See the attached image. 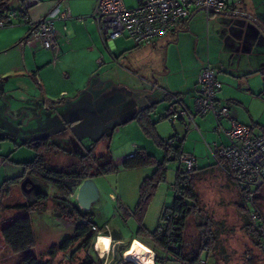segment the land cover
Instances as JSON below:
<instances>
[{
    "label": "rangeland",
    "instance_id": "374dc122",
    "mask_svg": "<svg viewBox=\"0 0 264 264\" xmlns=\"http://www.w3.org/2000/svg\"><path fill=\"white\" fill-rule=\"evenodd\" d=\"M244 1L246 0H243L238 8H241ZM261 1L264 0H259L257 4ZM123 2L128 8L137 4L136 0H123ZM251 4L250 0L245 4L249 11L257 15L264 14V3L255 7ZM9 7L13 11H18L19 0H12ZM196 10L193 9L189 14L188 30L179 32V35L174 38L175 41L173 40L174 43L160 54L151 55L142 48H133V42L126 35L112 40L110 47L114 49L113 55L117 61L96 67L97 73L110 74L118 82L127 81L130 77L134 79L135 86L145 90H147V84L144 81L152 80L151 67H157L156 78H162L171 85L190 82L193 67L206 61L208 43L212 52L219 49L224 35L229 36L230 31L235 30V25H238L240 21L238 17L218 13H210L206 16L205 10L198 12ZM134 62H139L143 69L134 65ZM170 66L173 68L172 73H166ZM4 79H0V82ZM17 79L12 78L6 84L1 83L6 88L12 89L0 95L1 159L12 161L14 166L18 165L14 161L33 160L35 152L22 145L32 139L49 137L50 142L57 144L63 150L70 151L74 155H82L87 154L94 143L104 137L94 146V152L97 155L108 153L117 168L116 172L98 175L92 179L98 190V198L89 211L79 209L82 214L94 217L97 231L112 237L109 252L101 256L97 251L96 233L88 248L79 247L80 241L66 252H58L55 257L48 256L46 253L50 245L73 235L75 223L68 218L65 202L76 205L79 184L71 190L63 191L38 181L49 199L45 211L29 214L35 238L32 254L45 264H81L88 257H91L96 264H117L119 261L123 264L131 261L127 260V257L124 259L123 254L120 256L118 250L123 246L131 247L134 243V239L131 241L133 237L152 250L153 242L146 233L155 231L159 225L163 224L161 215L166 208L172 206L178 163L174 160L164 162L163 149L157 146L152 137L144 134L135 120L132 124L124 123L136 110L144 109L150 104V99L138 97L137 100L135 97V100H131L125 95L124 97L78 96L65 97L66 104L51 105V102L45 99L46 97L40 96L39 90L38 94H35L30 88L23 92L15 89L14 83L19 82ZM161 88L166 87L162 84ZM157 93L162 94L161 91ZM247 94L253 98L242 96L245 106L241 107L243 112L241 122L250 125L246 114V110H250L248 112L259 132L264 129V91L253 92V95L249 92ZM63 102L64 100H61V103ZM87 105H92L94 113H86ZM158 106L152 119L156 123L157 132L163 139H167L173 136L175 128L168 120H160L163 109ZM114 128L117 131L112 134ZM176 129L182 136L185 135L178 125ZM188 129L190 132H186L185 148L193 151V146H196L195 154L205 166L215 164V159L200 134L193 128L187 127V131ZM211 133V136L203 134L208 143L218 137L215 130ZM139 150L146 152L154 162L133 169L123 168L125 155ZM46 159L50 168L80 167L77 157L60 152H52L46 155ZM159 163H164L166 172L164 178L157 184L147 206L144 220L139 225L132 216L139 200V188L145 178L152 176ZM208 175L204 179H199L195 188L197 211L186 221L182 233V254L187 258H193L203 247L205 235H208L212 237L208 243L211 250L208 253H202L197 264H264V244L256 232V235L251 232V226L253 229L254 226L250 222L248 210L242 201V193L229 182L217 166L212 167ZM256 203L264 214V188L259 191ZM120 207L129 213L128 218L123 217ZM20 213L1 214L0 229ZM118 238L123 244H116ZM157 253L163 259L161 264H182L172 254H165L162 251ZM11 255L13 253L8 248L0 249V264H19L18 258H10Z\"/></svg>",
    "mask_w": 264,
    "mask_h": 264
},
{
    "label": "crops",
    "instance_id": "0c3cea01",
    "mask_svg": "<svg viewBox=\"0 0 264 264\" xmlns=\"http://www.w3.org/2000/svg\"><path fill=\"white\" fill-rule=\"evenodd\" d=\"M247 1H244L241 8H238L240 3L243 2V0H240V3L236 6L232 5L229 11L244 12L264 25V14L257 15L253 11V13L249 11L248 6L245 7ZM258 1L250 0L252 2L251 6L255 7V5L264 3V1H261V3L257 4ZM95 2L96 0H36V4L29 8L26 14L33 20H39L48 15L53 16L55 47L51 49H44L38 40L32 39L29 36L27 26L23 23L22 13L19 10L13 11L10 9L9 13L14 12L16 17L10 19L5 26L0 28V79L5 78L0 82V95L12 90L2 85V82L6 84L10 79L18 78L19 82L14 83L15 89L23 92L24 90L28 91L30 88L35 94H38L39 90L40 96L46 97L45 99L50 101L51 105L53 103L66 104L65 97H124L125 95V97H130L131 100H135V97H137V100L138 97L139 99L140 97H147L150 99V104L144 108L153 104L156 107L159 105L158 107L163 109V114L161 115L163 116L172 110V103L168 100V95L164 93L166 92L181 97L189 111L194 113L197 75L208 64L215 72L216 78L220 83V89L216 95L218 104H227L232 116L242 123L241 114L243 112L241 107L245 106L242 96L251 97L247 92L253 95V92L264 91L262 90L264 89L262 88V84H264V32L252 21L240 17H238L240 21L238 25H235V30L230 31L231 34L229 36L228 34L224 35L219 49H215L212 52L210 43H208L206 61L193 67L190 82L185 81L179 85H171L162 78H156L155 70H157V67H151L152 80L146 79L144 81L147 84V90H145V88L141 89L135 86L134 79H130V77H128L127 81L118 82L110 74L97 73L96 67H102L117 60L113 55L114 49L110 47L111 41L107 42V44L102 42L97 26L89 19L86 21H78L76 19L79 16L90 15ZM19 4L21 6V0H19ZM65 10L69 11L73 17L72 19H60L61 13ZM187 30L188 21H183L177 25L175 30L159 37L155 41L139 46L133 43L132 47L136 49L142 48L151 55L160 54L170 44L174 43V38L179 35V32ZM98 60L101 61L100 64H98ZM134 65H138L140 69H143L139 62H134ZM172 71L173 68L170 66L166 73H172ZM162 84L165 85V89L161 88ZM152 85H158L164 92L154 89ZM160 91L162 94L158 95L157 92ZM61 100H64V102L61 103ZM44 105L48 106L46 103ZM91 106L87 105L85 107L86 113H94ZM50 107L54 108L55 106ZM140 110H136L124 123L132 124L134 117ZM248 111L250 110H246L250 123L248 126L255 125ZM151 121L155 123L152 116ZM194 122L197 127L196 131L200 134L208 149L219 148L226 144V139L223 135H217L218 137H215L209 143L203 135L206 133L207 136H211V132H214V120L211 115L196 116ZM176 125L183 129L185 135L182 136L180 134V131L176 129ZM224 126L227 127V124H224ZM172 127L175 128L173 135L182 140V150L195 157L194 183L196 188L199 179L209 176L208 173L212 168L204 170L208 166H205L196 156V146H193V151L190 148H185L186 135L190 132V129L187 131V127L193 128L187 123L186 119L178 120ZM116 131V128H114L112 134ZM157 134L162 140L166 139H163L158 132ZM130 154L132 153L126 154L123 160ZM1 157L0 184L5 179L24 175V167L21 161H14V163L18 164L14 166L12 161L1 159ZM229 182L236 187L230 180ZM111 241L112 237L110 236V243ZM116 244L121 245L123 242L118 238ZM4 247L6 246L0 237V249L3 250ZM33 249L34 247L23 253L13 254L10 258L17 257L19 264H22V255L30 254L34 256L32 254Z\"/></svg>",
    "mask_w": 264,
    "mask_h": 264
},
{
    "label": "trees",
    "instance_id": "16d2710c",
    "mask_svg": "<svg viewBox=\"0 0 264 264\" xmlns=\"http://www.w3.org/2000/svg\"><path fill=\"white\" fill-rule=\"evenodd\" d=\"M11 1L12 0H0L1 19H5L4 15L9 13V4ZM25 1L26 0H21V6L19 9L22 16H25L27 12L23 9V3ZM168 100L172 103L171 97L168 96ZM155 109V104L150 105L140 110L133 120H135L139 127H141L144 134L152 137L157 146L163 149L165 153L164 162L171 160L178 161L179 157L183 153H187L182 150V140L177 138L176 135H173L165 140H162L158 136L155 129L156 123L151 121V116L155 112ZM172 111L173 103L172 110H170V112L166 115L161 116L160 120H168ZM250 127L252 129H256L255 125ZM260 132L264 134V129H261ZM103 138L100 140H103ZM100 140L94 143L93 147L87 152V154L82 155H74L70 151L63 150L57 144L50 142L49 137L32 139L22 144L26 148L35 152L34 159L29 162L21 163L25 172L22 177L8 178L3 180L0 184V215L7 212H21L20 214L14 216L9 223L5 224L0 229V237L11 253H23L26 250L33 248L35 245V238L29 214L33 212L45 211L49 199L47 193L38 184V181L50 184L60 190L68 191L87 179H93L95 176L117 171V168L113 164L108 153L97 155L94 152V146L99 143ZM167 141H170L171 145H168L166 143ZM52 152H60L68 156L77 157L80 167L68 166L65 169L50 168L47 163L48 161L46 159V155ZM130 155L131 157L126 158L122 163V166L125 169L138 168L154 162L152 158L143 150H139ZM216 166L217 163L215 162V164L205 167L204 170H208L209 168ZM165 172L166 168L164 163L157 164L156 170L152 176L145 178L140 185L139 200L132 212V216L136 219L139 225H141L144 220L147 206L154 195L157 184L164 178ZM194 172L195 165L193 170L190 172H183L178 166L176 181L173 187L175 198L172 206L166 208L161 215L163 224L159 225L155 231L146 233L153 242L152 251L155 254L154 264H161L163 262V259H161L157 253L159 251H162L165 254H172L176 259L180 260L182 264H197L200 255L202 253H208L211 250L208 243L212 237L208 235H205L206 238L204 244L202 245L203 247L198 250L197 254L193 258H187L182 254L181 250L182 233L184 231L186 221L197 211V195L195 193L194 186ZM25 177H29L35 184V187L30 195L22 191L20 187V183ZM243 203L245 204L244 201ZM65 206L68 209V218L72 219L75 223L73 235L59 243L50 245L46 253L50 257H55L58 252L68 251L71 246L80 241L81 244L79 247L83 246L88 248L89 245L92 244L96 234V231L93 230V228L97 229L93 216L82 214L77 205H71L65 202ZM120 212L124 218H128L130 216L129 213L121 207ZM251 232L256 235L257 231L255 227L253 229L251 226ZM133 239L134 243L131 247H129V245L126 247L123 246L118 250L120 256L123 254L124 259H126L135 243L139 242L136 237L131 238V241ZM262 244H264V242H262ZM21 262L22 264H45L40 261V258L30 254L22 256ZM81 264H96V262L91 257H88ZM117 264L122 263L119 261ZM123 264L133 263L127 262Z\"/></svg>",
    "mask_w": 264,
    "mask_h": 264
},
{
    "label": "built area",
    "instance_id": "2783aa9c",
    "mask_svg": "<svg viewBox=\"0 0 264 264\" xmlns=\"http://www.w3.org/2000/svg\"><path fill=\"white\" fill-rule=\"evenodd\" d=\"M136 3L134 7L128 8L122 0H96L90 15L79 16L76 19L91 20L97 26L104 44L126 35L139 46L153 42L175 30L179 23L188 19L193 9L203 7L208 16L212 12L229 11L231 6L238 5L240 0H136ZM35 4L36 0H26L23 9L28 11ZM15 15L14 12L5 14V19L0 20V28L16 17ZM72 18L68 10L60 15L61 20ZM22 19L32 39L38 40L44 49L55 47L52 15L33 20L25 14ZM100 63L98 60V64ZM152 86L163 91L158 85ZM219 89L220 83L216 74L207 64L197 75L194 113L189 111L181 97L163 91L171 97L173 103V111L168 121L174 125L184 118L197 130L194 122L196 116L213 117L216 122L215 133L223 135L226 144L215 149L209 148L210 153L217 167L242 193L241 197L247 206L250 222L255 227L260 241L264 242V214L256 203L259 191L264 188V134L238 122L227 104H218L216 95ZM224 124H227V127ZM166 143L171 145L170 141ZM129 157L131 155L126 158ZM177 163L181 171L190 172L194 168L195 157L183 153ZM93 230L97 233L96 239L102 232L96 228Z\"/></svg>",
    "mask_w": 264,
    "mask_h": 264
},
{
    "label": "water",
    "instance_id": "95a60500",
    "mask_svg": "<svg viewBox=\"0 0 264 264\" xmlns=\"http://www.w3.org/2000/svg\"><path fill=\"white\" fill-rule=\"evenodd\" d=\"M200 10H205V9L203 7H200L196 10V12ZM218 14L232 16V17L246 18L252 21L254 24H256L261 29V31L264 32V25H262L261 22H259L251 15L246 14L244 12L225 11V12H219ZM20 187L22 191H24L26 194H30L34 189L35 184L29 177H25L21 181ZM97 198H98V190L92 179H87L78 185L77 193H76V205L79 209L83 211H89L92 205L96 202Z\"/></svg>",
    "mask_w": 264,
    "mask_h": 264
},
{
    "label": "bare ground",
    "instance_id": "6f19581e",
    "mask_svg": "<svg viewBox=\"0 0 264 264\" xmlns=\"http://www.w3.org/2000/svg\"><path fill=\"white\" fill-rule=\"evenodd\" d=\"M96 241L95 246L101 256L109 251L111 244L109 236L100 234L97 236ZM154 255V252L150 248L138 242L129 252L127 260L134 264H154Z\"/></svg>",
    "mask_w": 264,
    "mask_h": 264
}]
</instances>
